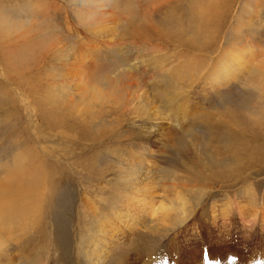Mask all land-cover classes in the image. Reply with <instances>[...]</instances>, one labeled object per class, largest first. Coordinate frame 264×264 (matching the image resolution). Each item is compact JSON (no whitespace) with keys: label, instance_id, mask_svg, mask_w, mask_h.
Masks as SVG:
<instances>
[{"label":"rangeland","instance_id":"374dc122","mask_svg":"<svg viewBox=\"0 0 264 264\" xmlns=\"http://www.w3.org/2000/svg\"><path fill=\"white\" fill-rule=\"evenodd\" d=\"M84 1L0 0V264H264V0Z\"/></svg>","mask_w":264,"mask_h":264},{"label":"bare ground","instance_id":"6f19581e","mask_svg":"<svg viewBox=\"0 0 264 264\" xmlns=\"http://www.w3.org/2000/svg\"><path fill=\"white\" fill-rule=\"evenodd\" d=\"M87 0H85L84 2H86ZM105 1V0H104ZM106 1H110V0H106ZM168 1V0H167ZM171 1V0H170ZM102 2V1H101ZM107 2V4H108V6L110 5V6H116V4H117V0H111L109 3ZM172 2V1H171ZM208 2V1H207ZM215 2V1H214ZM230 2H232L231 0H221V1H217V3H215V4H213V5H208L209 6V11H207V12H205V10H204V8L202 9V11L201 12H198V11H193V14H194V17L196 18V20H199V19H202V18H205V17H210L209 18V21H210V23H211V18H215V19H212L213 20V22L215 21V22H217V20H218V18H220L219 17V14H221L220 16H221V20H222V18H223V16H225L226 15V12H224L225 10L227 11V9H225L227 6H228V4L230 3ZM88 3H89V1H88ZM87 3V4H88ZM105 2H103V4H104ZM210 3V2H209ZM212 3V2H211ZM231 4V3H230ZM251 4V3H250ZM98 6H99V4H98ZM102 6V5H101ZM119 7V6H118ZM84 9H86V8H84ZM103 9V8H102ZM233 9V8H232ZM116 10H118L117 8H116ZM251 10V9H250ZM253 11V10H252ZM245 12V11H244ZM92 13V12H91ZM90 13V14H91ZM93 14V13H92ZM253 14V13H252ZM106 15H107V13L106 12H103V10H100V11H97L96 12V14L95 15H93L94 16V18H93V21L94 22H92V24H94L97 20H99V24H101L102 23V21H103V19L106 17ZM250 15H251V13H250ZM252 17V16H251ZM254 18V17H253ZM249 19H251V18H249ZM206 20V19H205ZM243 20H244V18H243ZM249 21H251V20H249ZM244 22V21H243ZM218 23V22H217ZM252 23H254V22H252ZM251 26H253L252 24H250ZM216 26V25H215ZM247 26V25H246ZM245 27V26H244ZM247 28V27H246ZM217 29V31H218V29L219 28H216ZM251 29H252V27H251ZM253 29H254V26H253ZM250 30V29H249ZM242 32H243V30H242ZM248 32V31H247ZM239 33V32H238ZM237 33V34H238ZM255 33V32H254ZM254 35V34H253ZM258 35V34H257ZM240 36V35H239ZM250 36V35H249ZM255 37V36H254ZM257 37V36H256ZM251 38V37H250ZM259 38H260V36H259ZM254 39V38H253ZM180 41V40H179ZM257 42V41H256ZM253 46V45H252ZM252 46H250V48L252 49V52H253V55H250L249 57H247V55L246 54H235L234 55V58H229V67H231V68H237V70L236 71H241V68H242V66L243 65H250V62H252L253 60H256V59H258L259 58V55H257V53H256V51L254 50L253 51V49H254V47H252ZM203 49H204V47H202ZM200 49V48H199ZM198 48H197V51L199 50ZM248 49V48H247ZM257 49V48H256ZM239 50V49H238ZM203 51V50H202ZM243 51V50H242ZM204 52V51H203ZM240 52V51H239ZM233 53V52H232ZM248 53V52H247ZM230 56V55H229ZM239 61H241L240 63H238ZM237 66H241V67H237ZM227 68V67H226ZM237 74V73H236ZM226 75V73H224V76ZM222 77V78H219V80H220V82H223L224 83V85L228 82V81H230L231 79L230 78H232V77H234V76H232V75H227L228 77ZM223 85V86H224ZM150 168V167H149ZM149 170H151V169H149ZM148 175H150V174H146V173H144L143 175H142V181L143 182H141V185H140V187L139 188H137V190L135 191V190H133V191H135V192H137L135 195L137 196H139L140 194H141V191L145 188V187H147V185H149V180H150V178H148ZM14 176L16 177V178H18V179H14L13 178V181L12 182H10V183H6L5 185L6 186H4V187H2L1 189H0V207H2V209H0V215H3L4 213V211H5V207L7 206V204L9 203V204H13V206L16 204V202H17V200H16V197L13 195V191H11V189H10V186H11V184L12 183H14V182H18V184H17V187L18 188H24V187H27V188H30V187H32V186H34V179H28L27 177H26V175H17V174H14ZM29 177V176H28ZM144 182H146V183H144ZM136 185V184H135ZM26 188V189H27ZM34 189V188H33ZM23 190V189H22ZM17 190H15V192H16ZM140 193V194H139ZM12 196H14L13 198H12ZM135 196V197H136ZM24 197V196H23ZM27 200V199H26ZM28 201V200H27ZM30 202H31V200H30ZM15 203V204H14ZM27 203V202H26ZM28 204V203H27ZM23 205V204H22ZM124 205V207H123V209L124 210H126L127 208H129V206L131 205L130 203H129V201H127L125 204H123ZM16 206V205H15ZM25 207H27L26 206V204L24 205ZM23 207V206H22ZM15 208V207H14ZM13 208V209H14ZM28 208H29V206H28ZM131 208V207H130ZM22 209V208H21ZM31 209V208H30ZM18 210V209H17ZM17 210H15V211H17ZM23 210V209H22ZM21 210V211H22ZM26 210V209H25ZM9 211V210H8ZM23 212V211H22ZM21 212V213H22ZM27 213L29 212V210L28 211H26ZM15 213H13V215H14ZM10 215V214H9ZM20 215V214H19ZM17 216V214L15 215V217ZM21 216H23V215H21ZM20 216V217H21ZM10 217H11V215H10ZM14 217V218H15ZM19 217V216H18ZM3 218V217H2ZM5 218V217H4ZM12 218H13V216H12ZM7 219V218H6ZM5 221H7V220H5ZM8 221H9V219H8Z\"/></svg>","mask_w":264,"mask_h":264},{"label":"snow or ice","instance_id":"6c2138e0","mask_svg":"<svg viewBox=\"0 0 264 264\" xmlns=\"http://www.w3.org/2000/svg\"><path fill=\"white\" fill-rule=\"evenodd\" d=\"M209 259H211V258L209 257Z\"/></svg>","mask_w":264,"mask_h":264}]
</instances>
